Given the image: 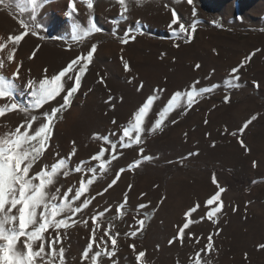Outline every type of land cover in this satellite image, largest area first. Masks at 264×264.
<instances>
[{
	"label": "rangeland",
	"instance_id": "374dc122",
	"mask_svg": "<svg viewBox=\"0 0 264 264\" xmlns=\"http://www.w3.org/2000/svg\"><path fill=\"white\" fill-rule=\"evenodd\" d=\"M89 2L93 4L91 9L87 7ZM37 3L40 6L33 11L28 0H0V43L7 42L10 34L24 32L21 21L29 26L18 45L7 42L0 50V59L4 60L0 74L11 78L19 66L14 99L0 98V107L18 105L0 116V136L14 131L33 115L40 118L33 122L30 131H34L44 122V112L50 113L63 103L62 97L73 83L65 77V93L40 109H32L29 80L43 79L44 69L51 77L72 59L86 55L93 45L96 51L70 105L57 113L51 146L33 173L43 164L51 165L66 157L72 141L77 151L70 167L89 160L101 146L108 149L103 158L107 160L112 154L110 145L92 139V134L117 139L110 134L122 132L119 126L127 124L153 89L166 91L157 92L159 99L145 118V129L151 128L157 113L176 91L189 89L195 81L199 82L194 85L197 89L220 85L197 97L191 108L179 101L180 106L169 112L159 129L142 133L143 143L127 148L118 145L117 159L106 165L104 173L99 172V161L85 165L97 167V179L85 193L96 198L88 209L77 214L74 226L60 229L62 243L55 247L57 251L64 248L65 264H81L82 251L91 237L90 216L110 205L111 211L98 221L102 226L97 229V240L111 220V232L119 233L112 258L118 264H137L135 256L140 251L146 253L143 264H194V254L205 248L209 236L213 248L210 253H201L206 264H264V248L258 247L264 245V0H192L191 5L187 0H126L128 10L123 15L118 0H74L77 11L71 16L69 0ZM173 10L188 29L187 36L174 31L179 25H171ZM93 24L98 30L73 38L74 25L82 32ZM126 36L134 39L122 43ZM13 48L14 60L9 62L7 52ZM34 52L35 58L30 59ZM125 62L130 71H125ZM236 67L239 87H230L226 80ZM70 75L74 77L75 73ZM141 83L143 89L137 91ZM225 95L230 98L228 102L224 101ZM109 96L113 100L106 103ZM19 106H29V111L22 112ZM73 107L83 108V112L67 123ZM253 116L255 120H251ZM249 120L251 123L243 128ZM140 148L152 159L128 169L134 160L142 159ZM57 152L60 156L54 157ZM121 168L125 171L117 183L97 196ZM81 176L70 172L64 177L61 173L51 191L60 187L62 195L69 187H78ZM213 176L225 191L220 196L222 210L209 219L207 212L212 206H206L205 201L218 190ZM125 193V215L111 219ZM197 203L200 207L190 217L194 222L185 230L183 244L179 240L169 244L177 226L186 222L185 212ZM139 204L147 207L137 214ZM144 213H148L146 218ZM86 218L87 225L80 222ZM140 219L145 220L142 230L135 237L125 235L136 230L130 226ZM45 235L50 238L55 232L49 230ZM129 245H135V252ZM111 247L108 241V250ZM96 250L94 244L90 256ZM83 264H91V260ZM98 264H111V260L101 256Z\"/></svg>",
	"mask_w": 264,
	"mask_h": 264
},
{
	"label": "snow or ice",
	"instance_id": "6c2138e0",
	"mask_svg": "<svg viewBox=\"0 0 264 264\" xmlns=\"http://www.w3.org/2000/svg\"><path fill=\"white\" fill-rule=\"evenodd\" d=\"M122 6L121 15H123L128 9L126 7V0H118ZM139 2V0H137ZM28 3L32 6L33 11L40 5L37 0H28ZM188 4H192V0H187ZM19 7V5H18ZM87 7L91 9L93 4L88 3ZM77 9L75 7L74 0H69V16H71ZM195 9L193 8V16H195ZM173 19L171 25H179L178 29H174L175 32L183 33L188 35V29L185 24L180 21L177 13L173 10ZM32 19H35L33 15ZM21 25L24 32L19 35H9L7 42H11L14 45H18L23 37L27 34L28 24L21 21ZM98 30L93 24L91 27L84 29L82 32L78 25L73 26V38H77L78 35L87 36L92 31ZM193 32L195 31V25L192 26ZM35 35L36 33L33 32ZM129 39L134 37L126 36L121 40L122 43H127ZM0 43V50L6 47V43ZM178 46V45H177ZM15 48L9 50L7 54V60L12 62L14 60ZM96 51V46L93 45L86 55L82 54L75 59H72L68 64L62 68L58 73L47 76V69H44L45 76L38 82L32 80L28 81V87L31 89V104L32 109H40L45 103L54 100L61 93H65V85L67 81H73L72 86L68 87L66 94L63 95V103L51 109V112H44V122L32 129L33 122L40 119L33 115L30 119L22 121L14 131L0 136V264H65L64 248L61 247L57 251L55 245L62 243L60 237V229H67L70 226H74L77 223L75 217L77 214L83 212L89 208V205L96 198L95 196H85V193L89 191V186L97 179V167H85L91 161H99L98 168L102 174L106 171V165L112 160L117 159V146L121 148L132 147L133 145H139L143 143L142 133L145 131L155 132L162 125V122L167 118V115L171 110L180 106L179 101L183 100L184 104L191 108L196 98L202 96L204 93L213 91L219 87V84L201 87L197 89L194 85L198 84L195 81L193 86L185 91H176L171 95L167 104L157 113V119L153 122L151 128L145 129V118L148 115L154 101L159 99L157 92L166 91L165 89H153V93L149 95L146 100L135 110L132 118L127 122L126 125H121L122 132H112V137L117 139H110L109 135L101 136L99 133H93L92 139L101 140L104 144L110 145L112 154L107 160L105 157L107 148L101 146L99 151L92 155L89 160H81L74 167H70L72 157L76 154L75 141H72V149L66 157H60L51 165L43 164L38 171L33 173V168L38 161L41 160L44 153L51 146V138L54 131L55 119L57 113L61 112L64 108L70 105L71 97L78 91L81 83V76L85 73L88 65L91 63L93 55ZM30 59L35 58V52ZM249 59L248 57L245 58ZM4 67V60L0 59V69ZM200 65L197 64L196 68ZM125 71H130L128 63H124ZM239 71V67L231 69L230 79L226 80V83L230 87H239V84L235 81L239 80V77L235 74ZM75 73V76L70 75ZM19 76V66L17 71L12 74V77H6L0 74V98H13L15 97V89L17 85L15 80ZM67 77V81L64 79ZM255 87H259L258 82H253ZM143 89V83L137 87V91ZM229 96L225 95L224 101H229ZM113 98L109 96L106 103H111ZM121 102L123 97H120ZM18 105L13 103L11 105L5 104L0 107V116L4 115L9 109L15 110ZM115 108V104H112ZM19 110L22 112H28L29 106H19ZM253 116L251 120H255ZM251 120L245 122L243 128H246ZM113 124H116V120H112ZM175 123V121H173ZM23 128V131L21 130ZM243 128L240 130L243 131ZM236 135V133H232ZM242 143V141H241ZM144 149L140 148L138 155L142 157L141 160H134L127 167L128 169H134L138 167L142 160H150L152 157L143 155ZM122 154V153H121ZM198 154V153H195ZM194 153H189V156ZM60 154L54 153V157H59ZM255 161L253 166H255ZM125 171L124 168L119 169L116 173L115 178L112 179L111 183L103 190V192H97V196H102L104 192H107L112 188L117 181L120 179L121 173ZM70 172L82 173L79 186L69 187L67 191L61 195V188L56 187L55 191H51V187L55 185L56 178L61 173L64 177H68ZM32 173V174H30ZM91 173L92 175L85 179ZM213 183L217 185V191L211 195L206 201V206H212L211 210L207 212L209 219L215 213L222 210V202L220 201L221 193L225 191L224 188L219 187L218 181L213 176ZM129 185V190H131ZM74 190V194H73ZM69 197H71L69 199ZM81 197H84L81 200ZM77 201L80 203L77 204ZM215 202V205H214ZM127 193H125L123 202L116 206V216L111 219H117L125 215L127 209ZM111 205L105 208L103 211H94L90 216L92 221L91 237L82 251L81 264L85 260H91V264H98V259L101 256H106L111 260V264H118V260L112 259L116 255L117 237L119 233L113 234L111 229L113 227L111 220L108 222V227L103 231V234L99 236L97 240V229L101 228L102 223H98L101 218L105 217V214L111 211ZM147 205L139 204L136 206L137 214H140V210L146 208ZM199 203L190 207L185 212V221L182 225L177 226L178 231L176 235L169 241V244L176 242L177 240L183 244L185 237V230L189 229L190 223H193L190 219L193 213L199 209ZM148 213H144L145 218ZM203 219V218H201ZM85 225L88 224V218L80 221ZM145 220L140 219L136 222V225L130 227H136L135 231L126 233L135 237L139 231L142 230ZM138 225V226H137ZM49 230L55 232V236L46 237V233ZM107 237V239H105ZM191 239L192 236H189ZM209 243L204 249H200L194 254V264H206L202 261L201 253H210L213 248L212 237L208 238ZM108 241H111V250H108ZM198 243L199 240L197 239ZM34 247V245H37ZM94 244L96 245V251L90 256L93 250ZM103 245V247H101ZM129 247L135 252V245H129ZM259 248H264V245H259ZM47 248V250H46ZM146 253L140 251L136 254L135 259L137 264H143V258ZM193 257L190 256V260Z\"/></svg>",
	"mask_w": 264,
	"mask_h": 264
},
{
	"label": "bare ground",
	"instance_id": "6f19581e",
	"mask_svg": "<svg viewBox=\"0 0 264 264\" xmlns=\"http://www.w3.org/2000/svg\"><path fill=\"white\" fill-rule=\"evenodd\" d=\"M4 54V53H3ZM8 54V52H7ZM8 66V65H7ZM10 74V73H9ZM81 112H83V108H77V107H73L70 110L71 116L67 115V123H70L71 121H73L72 119H74V117H77L78 114H80ZM83 114V113H82Z\"/></svg>",
	"mask_w": 264,
	"mask_h": 264
}]
</instances>
